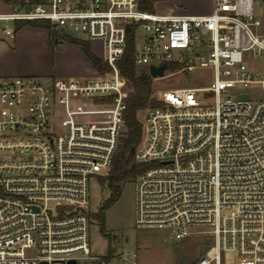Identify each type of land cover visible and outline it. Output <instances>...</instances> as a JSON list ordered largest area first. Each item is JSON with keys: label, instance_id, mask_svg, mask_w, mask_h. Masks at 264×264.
<instances>
[{"label": "built area", "instance_id": "obj_1", "mask_svg": "<svg viewBox=\"0 0 264 264\" xmlns=\"http://www.w3.org/2000/svg\"><path fill=\"white\" fill-rule=\"evenodd\" d=\"M5 3L11 39L17 23L45 22L53 37L98 43L105 69L0 77V264H107L91 254L90 185L110 173L124 130L131 85L118 62L131 28L135 65L148 72L213 70L208 86L153 91L158 104L142 111L134 160L149 166L135 178V226L203 235L195 264L231 253V264H264V0H213L210 14L185 16L141 0Z\"/></svg>", "mask_w": 264, "mask_h": 264}, {"label": "rangeland", "instance_id": "obj_2", "mask_svg": "<svg viewBox=\"0 0 264 264\" xmlns=\"http://www.w3.org/2000/svg\"><path fill=\"white\" fill-rule=\"evenodd\" d=\"M155 6V3H154ZM155 8V7H154ZM11 7L0 0V12L10 11ZM155 10V9H154ZM156 11V10H155ZM5 21L0 20V65H11L13 62L33 68L53 67L61 69H73L80 61L75 50L63 48L65 44H77L86 40L84 35H78L77 39L54 42L50 38V33L45 35L38 32H29L20 36L16 51V43L5 34ZM31 26L29 22L26 25ZM35 28V27H34ZM39 28V27H36ZM143 32L138 33V44L142 42ZM49 45V49L46 46ZM3 45V46H2ZM7 45L16 53L15 60H9L5 54ZM79 45V44H77ZM91 51L101 57L102 48L89 43ZM95 48V49H94ZM143 67V66H139ZM143 68L147 69L146 66ZM167 70L163 77L153 79V91L161 96L163 91L178 87H202L208 86L213 80V70L211 68H199L191 72H173ZM94 73L92 70L90 74ZM88 74V75H90ZM48 81L47 79H45ZM131 92L129 85L124 87L125 96L128 98ZM238 96H248L244 90L235 92ZM144 113H139V119L143 121ZM135 181L127 179L121 184V193L118 200L105 211V231H101L100 221L94 216L98 214L101 207L110 196V189L107 184H103L98 177L91 180L90 211L92 213L90 227V247L91 254L95 257L108 258L107 264H129L124 261L127 254L137 253L138 264H195L198 258L206 251L207 241L203 235H192L184 239H176L173 230L162 227L137 228L135 226ZM122 235L119 248L114 250L112 235ZM128 237V241L126 238ZM236 259L235 254H228L226 264H231ZM85 264H96L86 262Z\"/></svg>", "mask_w": 264, "mask_h": 264}, {"label": "trees", "instance_id": "obj_3", "mask_svg": "<svg viewBox=\"0 0 264 264\" xmlns=\"http://www.w3.org/2000/svg\"><path fill=\"white\" fill-rule=\"evenodd\" d=\"M9 2L10 0H4ZM155 0H141V9L148 12H154ZM27 22H19L16 28L26 25ZM32 27L46 28L47 24L41 21H31ZM50 38L54 42L68 40L62 37ZM76 40V39H71ZM88 59L92 67L97 71L105 69V65L101 58L95 55L86 41L77 42ZM136 53L135 29L131 28L128 33V44L126 51L118 62L121 73L129 80L131 92L127 100V109L124 114V130L120 137V142L116 150L110 173L101 177L100 181L107 184L110 189V196L105 204L101 207L98 214L94 216L100 221L101 231H105V211L109 209L118 200L121 193V184L127 179L136 178L137 175L145 170L149 164H138L134 160L135 153L142 141L143 130L142 123L139 119V113L149 105H157L158 103L151 98L153 92V78L147 69L135 65L134 57ZM172 69L174 67H171ZM108 260V258H107Z\"/></svg>", "mask_w": 264, "mask_h": 264}, {"label": "crops", "instance_id": "obj_4", "mask_svg": "<svg viewBox=\"0 0 264 264\" xmlns=\"http://www.w3.org/2000/svg\"><path fill=\"white\" fill-rule=\"evenodd\" d=\"M155 12L165 15L173 16H185V15H207L210 14L213 10V0H155ZM16 37L14 42L16 43V51L18 47V40L20 36L25 35L29 32H38L48 37L49 33L42 28H34L32 26H25L22 28L16 29ZM3 43H0V45ZM94 47H101L98 43H91ZM3 46V45H2ZM46 46L49 49V45L46 42ZM5 54L9 60H15V52H13L10 47L4 45ZM63 48H72L76 51L80 63L73 69H61L53 67H44V68H33V67H24L15 62L11 65H0V77H15V76H39L45 79H56V78H79L85 77L91 73L93 70L92 64L86 54L84 53L82 47L77 44H65ZM95 49V48H94ZM98 56V55H97ZM100 57V56H99Z\"/></svg>", "mask_w": 264, "mask_h": 264}, {"label": "water", "instance_id": "obj_5", "mask_svg": "<svg viewBox=\"0 0 264 264\" xmlns=\"http://www.w3.org/2000/svg\"><path fill=\"white\" fill-rule=\"evenodd\" d=\"M166 69V66H160V67H156V66H151L150 69H149V73H150V76L152 78H158V77H161L164 75V71ZM116 238V239H115ZM112 239H115L114 240V244H113V247H114V250H117L119 248V235H112ZM126 241H128V237L126 238ZM72 264H75L74 262H72Z\"/></svg>", "mask_w": 264, "mask_h": 264}, {"label": "flooded vegetation", "instance_id": "obj_6", "mask_svg": "<svg viewBox=\"0 0 264 264\" xmlns=\"http://www.w3.org/2000/svg\"><path fill=\"white\" fill-rule=\"evenodd\" d=\"M121 238H122V235H119V239L121 240ZM116 239V238H115ZM115 239H112V241L114 242V240ZM120 240H119V242H120Z\"/></svg>", "mask_w": 264, "mask_h": 264}]
</instances>
